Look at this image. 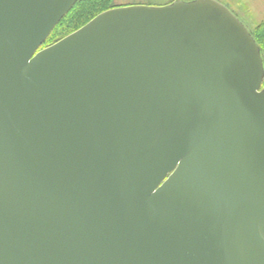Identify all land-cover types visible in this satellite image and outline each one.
I'll use <instances>...</instances> for the list:
<instances>
[{
    "label": "water",
    "instance_id": "water-1",
    "mask_svg": "<svg viewBox=\"0 0 264 264\" xmlns=\"http://www.w3.org/2000/svg\"><path fill=\"white\" fill-rule=\"evenodd\" d=\"M0 0V264H264V63L215 0Z\"/></svg>",
    "mask_w": 264,
    "mask_h": 264
},
{
    "label": "trees",
    "instance_id": "trees-1",
    "mask_svg": "<svg viewBox=\"0 0 264 264\" xmlns=\"http://www.w3.org/2000/svg\"><path fill=\"white\" fill-rule=\"evenodd\" d=\"M113 1L114 0H77L72 9L56 25L39 50H42L67 37L68 35L82 28L99 14L110 10L112 8ZM251 35L256 45L259 47L263 59L264 22L257 26ZM262 88H264V80L262 83Z\"/></svg>",
    "mask_w": 264,
    "mask_h": 264
},
{
    "label": "rangeland",
    "instance_id": "rangeland-1",
    "mask_svg": "<svg viewBox=\"0 0 264 264\" xmlns=\"http://www.w3.org/2000/svg\"><path fill=\"white\" fill-rule=\"evenodd\" d=\"M175 1L188 2L191 0H114L111 9L133 6L161 7ZM215 1L225 6L251 33L254 32L257 26L264 22V0Z\"/></svg>",
    "mask_w": 264,
    "mask_h": 264
},
{
    "label": "flooded vegetation",
    "instance_id": "flooded-vegetation-1",
    "mask_svg": "<svg viewBox=\"0 0 264 264\" xmlns=\"http://www.w3.org/2000/svg\"><path fill=\"white\" fill-rule=\"evenodd\" d=\"M192 1V0H191ZM264 88H262V85H261V90H263Z\"/></svg>",
    "mask_w": 264,
    "mask_h": 264
}]
</instances>
